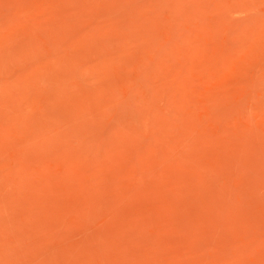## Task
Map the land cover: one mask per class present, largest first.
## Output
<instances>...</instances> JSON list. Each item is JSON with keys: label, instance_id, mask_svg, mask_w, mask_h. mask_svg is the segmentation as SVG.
<instances>
[{"label": "rangeland", "instance_id": "374dc122", "mask_svg": "<svg viewBox=\"0 0 264 264\" xmlns=\"http://www.w3.org/2000/svg\"><path fill=\"white\" fill-rule=\"evenodd\" d=\"M0 264H264V0H0Z\"/></svg>", "mask_w": 264, "mask_h": 264}]
</instances>
